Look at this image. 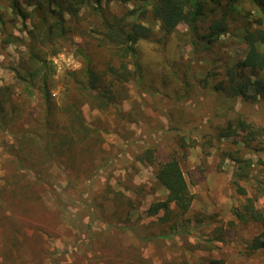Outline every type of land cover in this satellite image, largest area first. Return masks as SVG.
Here are the masks:
<instances>
[{
	"label": "rangeland",
	"instance_id": "obj_1",
	"mask_svg": "<svg viewBox=\"0 0 264 264\" xmlns=\"http://www.w3.org/2000/svg\"><path fill=\"white\" fill-rule=\"evenodd\" d=\"M6 4L0 0V11L9 18ZM103 6L117 13L132 8L130 3L105 0ZM246 9L255 10L244 0L233 9L225 3L217 8L212 15L228 11L231 31L209 48L190 44L185 23L167 33L151 20L155 39H142L135 46L136 59L145 60L143 82H125L117 104L82 105L90 133L76 135L73 142L80 170L65 166V155L42 164L49 184L35 181L34 172L16 160L20 154L37 163L42 155L31 142L18 146L9 131L31 124L18 110L12 120L7 116L8 128L0 129V264H264L263 249L247 248V241L260 232L259 224L242 221L233 211L242 208L246 196L264 211V150L258 139L246 145L241 134L217 136L220 127L240 116L256 126L264 123V100L231 99L214 88L248 51L243 38ZM20 24L18 20L15 32ZM74 41L86 53H99L90 37L75 36ZM260 48L264 51V44ZM16 60L15 46L0 43L2 84L14 82L8 67ZM99 60L103 68L108 59L102 53ZM129 60L134 68V59ZM84 61L76 46L67 44L56 54L49 48L47 62L54 69L50 90L56 104L68 97L66 73L84 69ZM214 71L217 77L205 83ZM14 96L17 107L23 108L25 96ZM156 145L161 155L172 152L179 159L194 196L185 215L155 225H178L163 244L143 243L127 229L147 231L144 225L154 226L151 221L157 216L147 209L166 197L154 165L136 158L137 152ZM32 147L34 153L29 152ZM244 160L249 164L241 170ZM238 171L245 172L240 183L246 194L237 189ZM203 238L215 247H207L209 240Z\"/></svg>",
	"mask_w": 264,
	"mask_h": 264
},
{
	"label": "trees",
	"instance_id": "obj_2",
	"mask_svg": "<svg viewBox=\"0 0 264 264\" xmlns=\"http://www.w3.org/2000/svg\"><path fill=\"white\" fill-rule=\"evenodd\" d=\"M104 0H7L6 9L11 16L0 11V43L4 46L14 45L18 60L8 67L13 76V83L2 84L0 78V129L8 128L7 116L27 118L23 127L9 131L16 139L18 146L31 142L33 147L41 148L39 161H29V157L16 154L20 167L34 172V180L49 184V175L42 164L59 161L65 155V166L76 171L78 166L77 151L73 142L78 134L86 136L90 128L86 124L83 111L84 103L99 107L117 104L123 97L119 94L125 82L138 79L143 82L145 60L142 56L136 59V45L142 39H155L151 20L160 22L161 29L167 33L175 31L181 23L188 26L189 41L195 49L199 46L209 48L222 35L231 31L228 11L220 16H213L217 8L225 3L233 9L243 0H105L130 3L132 8L122 13L114 12L103 6ZM253 5L255 10L246 9L245 33L243 38L248 45L244 57L227 68L225 78L214 83L215 90L223 92L227 97L257 102L264 100V0H244ZM21 21L15 32V24ZM90 37L99 53H86L74 37ZM69 44L76 46L77 52L84 58L85 68L66 73L70 82L66 86L68 97L58 105L51 95L50 79L54 69L47 62V53L56 54L61 47ZM19 47H23L19 49ZM101 52V53H100ZM105 54L106 64L98 67L99 56ZM134 59L129 66V58ZM1 65V62H0ZM84 73V75H83ZM140 73V74H138ZM219 73L210 72L205 83L216 78ZM72 87H71V86ZM17 86V90H15ZM15 94L24 95L23 108L17 107ZM34 124V125H32ZM37 124L38 127L35 125ZM237 134L243 136L246 145L259 140L260 149L264 150V123L254 125L243 117L230 120L217 131L218 138H230ZM86 137H82L84 139ZM33 147L29 149L33 152ZM31 155V154H30ZM32 156V155H31ZM161 156L162 158H159ZM136 158L144 160L155 167V178L165 189L166 197L154 202L147 212L157 216L147 231L130 229L143 243L159 241L162 244L172 238L178 225L173 222L166 228L157 229L158 222L164 224L172 219V215L183 216L191 208L194 196L184 174L179 159L170 152L160 154L159 146H149L137 152ZM249 163L244 160L242 170ZM93 174L89 175L91 177ZM237 189L246 194L240 183L245 172H236ZM33 180V182H34ZM38 195H34L37 197ZM163 211V215L159 213ZM236 217L242 221L259 224L260 232L248 240L249 251L264 250V211L255 205L251 196H246L242 208L233 209ZM187 220V219H185ZM187 222V221H186ZM156 232L149 231L152 229ZM142 232H145L144 234ZM43 233V232H41ZM209 240H202L207 247H212ZM216 240H220L217 238ZM215 247V246H214Z\"/></svg>",
	"mask_w": 264,
	"mask_h": 264
}]
</instances>
